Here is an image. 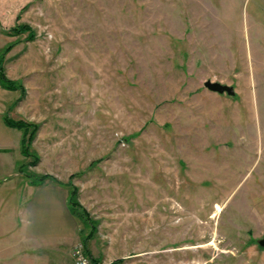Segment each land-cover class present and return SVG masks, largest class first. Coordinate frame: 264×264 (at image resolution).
I'll return each instance as SVG.
<instances>
[{"label": "rangeland", "instance_id": "1", "mask_svg": "<svg viewBox=\"0 0 264 264\" xmlns=\"http://www.w3.org/2000/svg\"><path fill=\"white\" fill-rule=\"evenodd\" d=\"M0 55L93 262L264 264V0H0Z\"/></svg>", "mask_w": 264, "mask_h": 264}, {"label": "crops", "instance_id": "2", "mask_svg": "<svg viewBox=\"0 0 264 264\" xmlns=\"http://www.w3.org/2000/svg\"><path fill=\"white\" fill-rule=\"evenodd\" d=\"M2 104L0 90V264H60L59 246L82 242L68 190L21 171L24 132L5 122Z\"/></svg>", "mask_w": 264, "mask_h": 264}, {"label": "trees", "instance_id": "3", "mask_svg": "<svg viewBox=\"0 0 264 264\" xmlns=\"http://www.w3.org/2000/svg\"><path fill=\"white\" fill-rule=\"evenodd\" d=\"M25 27L23 28H14V30H24ZM3 61H4V55H0V83L1 85L6 88V89H9V90H17L19 89V85L17 83V81H14V80H10L5 72H4V68H3ZM5 122L12 126V127H16L18 129H22L23 132H24V137H23V145H22V151H23V154H25V149H24V145H25V141H26V134L29 132V124L27 122H22L21 120H14L13 118H11L8 114L5 116ZM22 167V166H21ZM37 178V177H36ZM47 179L49 180H52L54 182H50V183H54V184H57V185H62L64 186L63 183H61L60 181H58L56 178L54 177H49L47 176L46 177ZM35 179V177H34ZM36 181H31V182H34L35 184H39V183H45L43 181V178H40L38 176L37 179H35ZM65 187V186H64ZM73 194V191L72 193ZM68 205L72 211V213L77 217L79 218L80 220H82L84 223L86 222L85 220V217L83 216L82 212L78 211L77 209V203L74 202V200H72V198H69V195H68ZM94 264H97L95 261L93 262Z\"/></svg>", "mask_w": 264, "mask_h": 264}, {"label": "built area", "instance_id": "4", "mask_svg": "<svg viewBox=\"0 0 264 264\" xmlns=\"http://www.w3.org/2000/svg\"><path fill=\"white\" fill-rule=\"evenodd\" d=\"M74 264H93V260L87 253L82 242H78L73 247Z\"/></svg>", "mask_w": 264, "mask_h": 264}, {"label": "water", "instance_id": "5", "mask_svg": "<svg viewBox=\"0 0 264 264\" xmlns=\"http://www.w3.org/2000/svg\"><path fill=\"white\" fill-rule=\"evenodd\" d=\"M205 86L209 88L211 91L218 92V93H228L230 95L234 94V89L233 87L229 85H225L219 82H212V81H207L205 83ZM260 245L264 246V237L260 240Z\"/></svg>", "mask_w": 264, "mask_h": 264}]
</instances>
